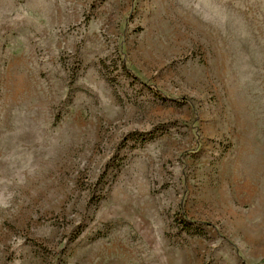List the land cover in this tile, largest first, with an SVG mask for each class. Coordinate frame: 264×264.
I'll list each match as a JSON object with an SVG mask.
<instances>
[{"label":"rangeland","instance_id":"obj_1","mask_svg":"<svg viewBox=\"0 0 264 264\" xmlns=\"http://www.w3.org/2000/svg\"><path fill=\"white\" fill-rule=\"evenodd\" d=\"M0 264H264V0H0Z\"/></svg>","mask_w":264,"mask_h":264},{"label":"trees","instance_id":"obj_2","mask_svg":"<svg viewBox=\"0 0 264 264\" xmlns=\"http://www.w3.org/2000/svg\"><path fill=\"white\" fill-rule=\"evenodd\" d=\"M180 222L184 224L186 227H189L191 225V222H188L184 216L180 217Z\"/></svg>","mask_w":264,"mask_h":264}]
</instances>
